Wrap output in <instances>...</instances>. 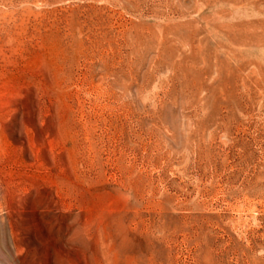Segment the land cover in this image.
Returning a JSON list of instances; mask_svg holds the SVG:
<instances>
[{"label": "rangeland", "instance_id": "obj_1", "mask_svg": "<svg viewBox=\"0 0 264 264\" xmlns=\"http://www.w3.org/2000/svg\"><path fill=\"white\" fill-rule=\"evenodd\" d=\"M0 264H264V0H0Z\"/></svg>", "mask_w": 264, "mask_h": 264}]
</instances>
